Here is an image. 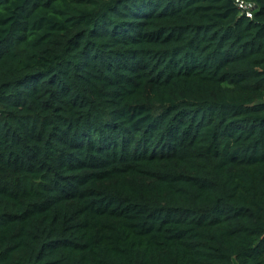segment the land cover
Segmentation results:
<instances>
[{"label": "trees", "instance_id": "trees-1", "mask_svg": "<svg viewBox=\"0 0 264 264\" xmlns=\"http://www.w3.org/2000/svg\"><path fill=\"white\" fill-rule=\"evenodd\" d=\"M0 0V264H264V0Z\"/></svg>", "mask_w": 264, "mask_h": 264}, {"label": "built area", "instance_id": "built-area-1", "mask_svg": "<svg viewBox=\"0 0 264 264\" xmlns=\"http://www.w3.org/2000/svg\"><path fill=\"white\" fill-rule=\"evenodd\" d=\"M233 2L241 14H244L248 18H252L255 5L251 0H233Z\"/></svg>", "mask_w": 264, "mask_h": 264}]
</instances>
